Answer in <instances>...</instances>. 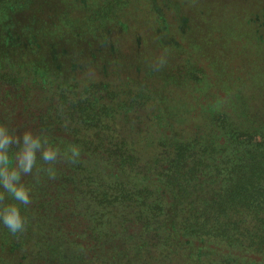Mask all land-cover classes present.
<instances>
[{
  "label": "trees",
  "instance_id": "trees-1",
  "mask_svg": "<svg viewBox=\"0 0 264 264\" xmlns=\"http://www.w3.org/2000/svg\"><path fill=\"white\" fill-rule=\"evenodd\" d=\"M36 2L0 0V21L9 19L3 31L14 27V13ZM123 94L128 98L103 81L80 89L68 81L56 85L55 101L35 117L38 133L51 137L48 145L55 144L60 153V163L48 174L56 187L41 198L34 195L28 211L0 176L2 204H15L25 219L24 230L15 234L0 221V264H264L262 105L220 100L208 109V122L188 134L166 114H154L152 126L156 118L155 128L165 130L155 140L149 130L135 128L148 136L147 148L153 144L152 155L143 159L135 136L117 134V116L126 120L139 95ZM72 146L80 151L75 162ZM15 149L4 153L6 172L15 167ZM42 206L49 210L43 230L55 233V240L45 238L48 233L40 226L29 227V220L40 218L36 213ZM55 212L62 213L58 220ZM80 220L86 226L79 224L78 231L73 223ZM26 229L45 240L19 256L15 250L32 236ZM61 235L70 241L58 242ZM67 243L71 253L62 246Z\"/></svg>",
  "mask_w": 264,
  "mask_h": 264
},
{
  "label": "rangeland",
  "instance_id": "rangeland-1",
  "mask_svg": "<svg viewBox=\"0 0 264 264\" xmlns=\"http://www.w3.org/2000/svg\"><path fill=\"white\" fill-rule=\"evenodd\" d=\"M8 20L0 21V126L5 127L0 138L10 133L20 139L0 148V154L16 146L18 157L26 131L33 138L40 136L32 173L21 171L20 179L13 181L30 190L28 211L34 208V195L41 198L56 187L48 170L60 158L52 163L42 159L51 137L38 133L35 117L49 100L55 101L60 82L80 89L103 81L121 92V98H128L123 93L130 91L139 93L126 120L120 122L117 116L116 129L118 136L138 139L143 159L152 155L153 144L144 145L148 136L155 140L165 132L155 128V117L152 126L154 114H166L175 128L188 134L208 122V109L220 100L264 108V0H37L14 13L10 19L14 27L4 32ZM135 128L149 130L148 136H140ZM46 208L39 207L40 218L29 220V227L40 226L48 233L45 238L55 240V233L43 230ZM59 214L53 216L58 220ZM73 224L80 231L86 221ZM59 237L58 242L70 241ZM81 239L86 243L84 235ZM26 240L15 254L22 256L45 239L34 233ZM62 246L73 251L68 243Z\"/></svg>",
  "mask_w": 264,
  "mask_h": 264
},
{
  "label": "clouds",
  "instance_id": "clouds-1",
  "mask_svg": "<svg viewBox=\"0 0 264 264\" xmlns=\"http://www.w3.org/2000/svg\"><path fill=\"white\" fill-rule=\"evenodd\" d=\"M4 126H0V134H3ZM20 137H13L10 133L6 136L0 138V148L5 145L12 143H18ZM45 139H47L45 137ZM24 148L23 151L16 155L19 159V164H16L15 168H12L11 174H7L6 169L9 168V157L8 154H0V163L5 165V169H0V176H3V183L11 196L14 197L15 201H18L22 205H28L31 203L29 192L30 190L26 188L22 183L15 184L13 181H18L20 179L21 171L24 173L31 174L34 166L36 165V149L41 147L40 136H35L31 132L26 131L23 134ZM71 156L70 160L75 162L76 158L79 157L80 151L77 147L72 146L70 148ZM60 155L59 150L53 147H46L42 152V159L46 163L55 162ZM18 169V170H17ZM49 172L51 170L49 169ZM2 194H0V221L13 233L23 231L25 228V219L21 215L20 209L15 204L4 205L2 204Z\"/></svg>",
  "mask_w": 264,
  "mask_h": 264
}]
</instances>
